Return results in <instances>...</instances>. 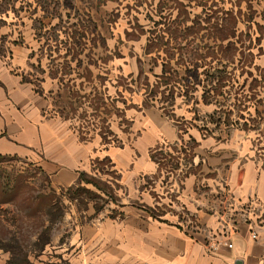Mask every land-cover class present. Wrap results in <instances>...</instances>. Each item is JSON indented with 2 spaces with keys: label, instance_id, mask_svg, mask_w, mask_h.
Returning a JSON list of instances; mask_svg holds the SVG:
<instances>
[{
  "label": "rangeland",
  "instance_id": "374dc122",
  "mask_svg": "<svg viewBox=\"0 0 264 264\" xmlns=\"http://www.w3.org/2000/svg\"><path fill=\"white\" fill-rule=\"evenodd\" d=\"M0 58L82 141L116 146L141 103L183 134L237 132L264 166V0H0ZM193 147L186 137L152 156L160 177L144 187L167 211ZM118 177L101 158L56 188L36 166L0 159V264H60L74 223L126 203Z\"/></svg>",
  "mask_w": 264,
  "mask_h": 264
},
{
  "label": "crops",
  "instance_id": "0c3cea01",
  "mask_svg": "<svg viewBox=\"0 0 264 264\" xmlns=\"http://www.w3.org/2000/svg\"><path fill=\"white\" fill-rule=\"evenodd\" d=\"M48 104L0 58V157L36 166L56 188L76 185L93 161L106 158L126 199L115 216L74 223L59 246L60 264H264L257 223L264 166L246 137L204 136L194 127L183 134L159 109L139 103L125 112L128 129L114 130L119 144L104 146L82 141L49 116ZM186 137L194 147L185 170L195 171H185L167 211V200L157 202L144 184L160 177L153 154ZM153 206L159 216L147 212Z\"/></svg>",
  "mask_w": 264,
  "mask_h": 264
},
{
  "label": "built area",
  "instance_id": "2783aa9c",
  "mask_svg": "<svg viewBox=\"0 0 264 264\" xmlns=\"http://www.w3.org/2000/svg\"><path fill=\"white\" fill-rule=\"evenodd\" d=\"M251 239H252V240L256 239V235L252 234V235H251Z\"/></svg>",
  "mask_w": 264,
  "mask_h": 264
},
{
  "label": "trees",
  "instance_id": "16d2710c",
  "mask_svg": "<svg viewBox=\"0 0 264 264\" xmlns=\"http://www.w3.org/2000/svg\"><path fill=\"white\" fill-rule=\"evenodd\" d=\"M0 159H4V158L0 157ZM81 177H82V174H81V175H79V180L81 179Z\"/></svg>",
  "mask_w": 264,
  "mask_h": 264
}]
</instances>
